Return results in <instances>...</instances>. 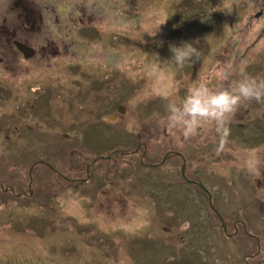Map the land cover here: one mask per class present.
Segmentation results:
<instances>
[{
  "label": "rangeland",
  "instance_id": "rangeland-1",
  "mask_svg": "<svg viewBox=\"0 0 264 264\" xmlns=\"http://www.w3.org/2000/svg\"><path fill=\"white\" fill-rule=\"evenodd\" d=\"M38 2L48 7L43 35L53 40L50 48L75 54L16 63L17 74L6 79L12 84L1 78L0 185L13 189L0 195V264L260 260L264 176H250L244 161L253 151L264 160V102H248L224 127L208 123L185 139L167 126L163 96L179 101L207 78L210 89L228 87L241 79V68L264 78V11L255 16L264 0H76L92 26L79 49L69 0ZM51 11L60 13L59 22ZM177 26L183 35L165 39ZM184 44L196 47L200 60L181 68L173 51ZM24 77L35 92L23 91ZM137 144V153L122 154ZM168 149L184 150L188 175L200 185L181 181L175 159L147 166ZM38 160L57 172L36 165L30 177ZM27 200L26 208L16 204ZM236 219L245 230L237 225L234 232ZM253 235L260 252L250 259Z\"/></svg>",
  "mask_w": 264,
  "mask_h": 264
},
{
  "label": "flooded vegetation",
  "instance_id": "flooded-vegetation-1",
  "mask_svg": "<svg viewBox=\"0 0 264 264\" xmlns=\"http://www.w3.org/2000/svg\"><path fill=\"white\" fill-rule=\"evenodd\" d=\"M113 1L115 2V0H113ZM262 3L263 4L259 8V11L257 13L255 12L256 17H260L264 11V2H262ZM97 4L105 5L106 2L101 3L99 1V3L97 2ZM81 5L83 6V2H81ZM99 9H102V7L99 6ZM99 9H98V11L100 12L101 10H99ZM51 12H53V15H54L52 17V19H54V21H56V22H59L60 13L55 12V11H51ZM69 12L70 13H69L68 23L70 26V31L74 35L73 41L76 43L75 48L77 47L79 49V47H80V43L78 42L79 38L84 43L87 40V38L90 34L89 32L92 29V26L90 24H87V25L85 24V17L89 13L85 10H81L79 8V6L76 4V0H69ZM48 13H49L48 7L42 6L40 4V2H38V0H0V87H1V89H2V85H1L2 79L1 78H4L5 81L9 85L12 84V82H10L6 79H10L11 76L17 74L16 66H15L16 63L31 62L36 57H38V59L43 60V59H45L46 56H50V57L55 58V56H57V55L58 56H65V55L72 56L73 54H75V53L72 54V52L60 54V51L57 48L54 50L50 48L54 44L53 40L48 39V37L46 35H43L44 33H46V31H48V28L50 27L49 24L46 23V22H50L49 16L47 15ZM177 27H179V26H177ZM33 35L37 36L38 38H42V39L39 42H36L32 38ZM182 35H183V31L179 37H181ZM88 41H87V43H88ZM106 47H107V44H106ZM52 50H53V52H52ZM85 51L86 50L84 49L83 53ZM9 52L12 54V56L7 57V54ZM38 54H40V55H38ZM78 63H80V60H77V62H74L71 64L69 63V68H72L73 66H78L77 65ZM30 71H32V70H30ZM29 72H25V73H29ZM29 80H30V78H28V77H24L22 79L21 86L23 88V91L28 92L29 90H31L32 92H35V89L32 88L33 86L28 87L30 84ZM207 80H208V78H207ZM207 80H206V82H207ZM206 82L202 83V84L207 86ZM37 89H39V88H37ZM7 92L9 94H11L9 90H7ZM112 102L116 103L117 101L114 98L113 100H111V103ZM103 103L104 104H110L108 97L103 98ZM122 103L123 102H121V101L117 102V104H118L117 111H119L121 114H124L127 112V110H125ZM30 104H32V103H28V105H30ZM31 106L33 107V104ZM119 106L121 107V110H119ZM24 107H26V111H28L27 105ZM23 108H20V109H23ZM122 110H123V112H122ZM111 116L112 115H110L109 117H111ZM113 122H115V120ZM20 136H21V134L19 135V137ZM142 146H144V148L142 149L141 154L143 155V159H144V157L146 155L145 154L146 147L144 144ZM139 149H140V146L137 144L136 147H134L130 150H126L122 154L123 155H126V154L133 155L134 153H137V151ZM164 154H166V155L164 157H162L160 162H155V161L149 162L148 161L149 163L147 164V166L148 167H155V166H157V164H159V165L161 164V165L165 166L169 163V161L171 159H175L176 164H177V166L175 165L176 171H177V173H179L181 175V181L191 183V181L194 180V178H192L188 175V166H187L188 162L186 161V158H185L186 153L184 154L183 149L181 151L168 149L164 152ZM112 157L113 156L111 154L110 157L108 159H106V165H108L112 161V159H111ZM179 162H180V164H179ZM48 164L49 163L41 161V160L36 161V164L33 165L32 167H30V170H29L30 177H31L32 169L35 168L36 165H44L46 167H49L50 170L57 172V169H55L54 167H53V169H51L52 166L50 167ZM93 164H94V162L87 164L85 166L86 171H88L89 167H92ZM177 167H179V171H178ZM183 171H184V174L182 175ZM190 179H193V180H190ZM77 180H79V179H77ZM195 181L200 182L198 178H195L194 182ZM79 183H81V182H79ZM192 185H194V184H192ZM195 185L197 186L198 184L196 183ZM7 186L8 187H3L2 184L0 185V195H2L1 192L4 193V192L8 191V189H10V190L13 189L10 185H7ZM28 190H31L30 193L32 195L33 189L30 185L28 186ZM21 193H22L21 195H23L24 197L27 196V193H25V191H21ZM27 202H31V201L27 200L26 202H23V201L20 203L16 202V204H18V205L20 204L21 208L22 207L26 208V206H23V205H27ZM39 202H41V200H39ZM221 217H222V215H221ZM217 218H218V216H217ZM220 220H222V219H220ZM232 222L234 224V229H235L234 232L235 233H237V231H238L237 225H242L243 229L245 230L244 223L242 222V220L240 221V220L236 219V220H233ZM253 237H254V240H256V252H254L253 255L249 256L250 259L254 258V256H257L260 252L259 251L260 239H258V237L256 235H253ZM263 261H264V255L260 260H257L255 264H262ZM246 263H248V262H246Z\"/></svg>",
  "mask_w": 264,
  "mask_h": 264
},
{
  "label": "clouds",
  "instance_id": "clouds-1",
  "mask_svg": "<svg viewBox=\"0 0 264 264\" xmlns=\"http://www.w3.org/2000/svg\"><path fill=\"white\" fill-rule=\"evenodd\" d=\"M173 58L179 67L186 62L196 63L200 60V51L192 44L175 47ZM241 79L228 87L210 89L204 84L191 87L185 96L177 101L165 93V121L167 126L175 129L185 139L197 135L198 130L208 123L224 127L237 110L248 102H264V78L245 74L240 69ZM228 74H225V79ZM247 173L255 179L264 176V160L254 151L244 161Z\"/></svg>",
  "mask_w": 264,
  "mask_h": 264
},
{
  "label": "water",
  "instance_id": "water-1",
  "mask_svg": "<svg viewBox=\"0 0 264 264\" xmlns=\"http://www.w3.org/2000/svg\"><path fill=\"white\" fill-rule=\"evenodd\" d=\"M181 33H182V29L181 28H179V27H177L175 30H173V31H171V32H169L168 34H166V37H165V39H177V37H179L180 35H181ZM119 110H121V107L119 106ZM122 112H123V110H122ZM183 170V169H182ZM184 174V171L182 172V175ZM199 183V185H200V182H198ZM203 190H205L206 191V189L205 188H203ZM212 209H213V211L217 214V216H218V218L219 219H222L221 221V225H222V228H223V230L226 232V230H225V224H224V222H223V218L221 217V215L219 214V213H217V211H216V209L215 208H213V207H211Z\"/></svg>",
  "mask_w": 264,
  "mask_h": 264
},
{
  "label": "trees",
  "instance_id": "trees-1",
  "mask_svg": "<svg viewBox=\"0 0 264 264\" xmlns=\"http://www.w3.org/2000/svg\"><path fill=\"white\" fill-rule=\"evenodd\" d=\"M43 166H44V165H43ZM43 168H45V169L47 168V169H48L49 167L44 166Z\"/></svg>",
  "mask_w": 264,
  "mask_h": 264
}]
</instances>
